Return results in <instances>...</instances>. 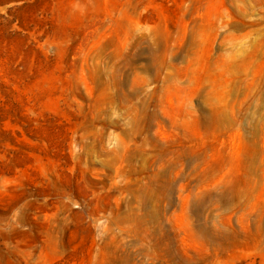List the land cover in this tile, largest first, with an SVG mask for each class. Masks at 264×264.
I'll use <instances>...</instances> for the list:
<instances>
[{
  "label": "rangeland",
  "instance_id": "obj_1",
  "mask_svg": "<svg viewBox=\"0 0 264 264\" xmlns=\"http://www.w3.org/2000/svg\"><path fill=\"white\" fill-rule=\"evenodd\" d=\"M0 264H264V0H0Z\"/></svg>",
  "mask_w": 264,
  "mask_h": 264
}]
</instances>
